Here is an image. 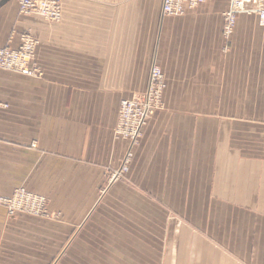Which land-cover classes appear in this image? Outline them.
I'll return each mask as SVG.
<instances>
[{"label": "crops", "instance_id": "crops-1", "mask_svg": "<svg viewBox=\"0 0 264 264\" xmlns=\"http://www.w3.org/2000/svg\"><path fill=\"white\" fill-rule=\"evenodd\" d=\"M226 0L179 17L162 0H62L51 23L0 0V49L38 41L41 78L0 70V197L42 195L56 219L0 207V264H264V26ZM162 70V108L129 171L121 100Z\"/></svg>", "mask_w": 264, "mask_h": 264}, {"label": "built area", "instance_id": "built-area-1", "mask_svg": "<svg viewBox=\"0 0 264 264\" xmlns=\"http://www.w3.org/2000/svg\"><path fill=\"white\" fill-rule=\"evenodd\" d=\"M217 0H162V15L179 17L193 11L201 5ZM228 9L223 13V37L228 39L235 28L237 16L255 14L259 26H264V0H226ZM21 15H36L51 23H60L63 18L62 0H16ZM38 41L28 34L20 37L16 49H0V70L18 73L32 78H41L42 71L34 62ZM166 88L164 75L160 67L154 64L149 73V82L145 94L138 99L121 100L117 123L114 129L115 139L128 143L122 164L110 174V182L120 179L128 171L133 158L132 149L137 146L142 129L147 121L163 106L162 96ZM0 207L7 215L23 213L38 218L50 217L46 198L25 188H18L7 198L0 197Z\"/></svg>", "mask_w": 264, "mask_h": 264}, {"label": "rangeland", "instance_id": "rangeland-1", "mask_svg": "<svg viewBox=\"0 0 264 264\" xmlns=\"http://www.w3.org/2000/svg\"><path fill=\"white\" fill-rule=\"evenodd\" d=\"M47 201V200H46ZM49 212V211H48ZM49 215H50V217H48V218H44V219H56L57 218V215H52V214H50L49 213ZM38 218V217H37ZM65 248H64V250L62 251V253L61 254H57L55 257H54V259L51 261L52 263L51 264H64L65 262H68V261H66V260H64V258L66 257V256H64V254H65ZM64 257V258H63Z\"/></svg>", "mask_w": 264, "mask_h": 264}]
</instances>
